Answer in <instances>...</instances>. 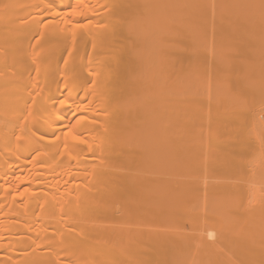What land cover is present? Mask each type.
Returning a JSON list of instances; mask_svg holds the SVG:
<instances>
[{
  "label": "bare ground",
  "instance_id": "bare-ground-1",
  "mask_svg": "<svg viewBox=\"0 0 264 264\" xmlns=\"http://www.w3.org/2000/svg\"><path fill=\"white\" fill-rule=\"evenodd\" d=\"M0 264H264V0H0Z\"/></svg>",
  "mask_w": 264,
  "mask_h": 264
}]
</instances>
